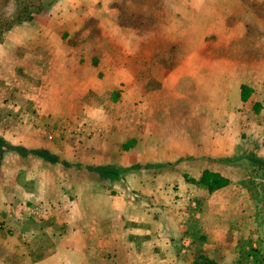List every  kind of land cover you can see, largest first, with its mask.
Here are the masks:
<instances>
[{"label":"crops","instance_id":"1","mask_svg":"<svg viewBox=\"0 0 264 264\" xmlns=\"http://www.w3.org/2000/svg\"><path fill=\"white\" fill-rule=\"evenodd\" d=\"M41 2L0 40V94L28 90L39 115L0 126L21 148L0 166V264H237L258 229L231 163L264 158V0ZM61 122L78 126L62 143ZM42 211L52 248L34 258L15 239Z\"/></svg>","mask_w":264,"mask_h":264},{"label":"rangeland","instance_id":"2","mask_svg":"<svg viewBox=\"0 0 264 264\" xmlns=\"http://www.w3.org/2000/svg\"><path fill=\"white\" fill-rule=\"evenodd\" d=\"M41 6V0H0V40L2 39L3 34L5 32L13 31L15 35L16 33L14 31V28L16 24L31 23V14L33 12H36L37 9H39ZM162 64L166 68H169L170 66V63L163 62ZM24 82L27 83L30 87L35 84L33 83L34 80L32 78H25ZM27 87L28 86L24 84L23 88ZM10 97L11 96L10 94H8L7 89L0 94V103L2 102L3 104L7 105L0 107V126L3 129L12 130L16 129L15 127L20 124L25 125L23 126L25 127V131L26 128L36 127L39 115L37 114V110L33 104L34 99H32V96L29 91L24 90L21 93V95L19 96V100L17 101L18 104L11 102L12 99ZM88 102L89 104H95L96 96L88 95ZM107 112L109 113V115L112 114L111 110H108ZM68 124L69 123L67 122H65L64 124H62L61 122L59 126H52L53 129L57 130L56 137L60 138V143H62L64 139L69 138L70 131L73 135L78 134V126L74 130L73 128L71 129ZM45 126L49 127L47 124ZM52 135V133L47 132L45 137L50 140L52 139ZM70 139H72V142L70 143L71 146L73 148H77L79 143L75 144L73 140L76 141L77 139V141L79 142L78 138L75 137L74 139V136H72ZM60 147L62 148L63 145L60 144ZM27 148L33 153H44L43 158L46 159L45 153L47 152H42L41 150H32L33 145H31V143L27 144ZM20 150L21 148L18 147L14 141H5L4 139L0 138V166L4 165L10 167L15 165L16 161L13 158V155L16 152L18 153ZM2 155H5V157H2ZM32 162L33 160H31V164ZM23 164L26 165L27 162L25 161V163ZM231 164L233 165V167L237 166L238 169L236 170L234 177L236 178V180L242 181V185L244 186V188H246L249 198L253 200L254 209L256 206V211L259 214L258 229L256 236L253 238L249 237L246 239L240 237L238 239L237 248L239 249V260L237 261V264H243L244 261H250L253 264H260L264 262V158H255L254 153H250L247 157H239L237 159H233ZM14 186L15 185L7 186V188H9V197L7 198V200L10 201V204L12 205L13 209H16L19 205L27 204V202H24L25 196L23 195V192L25 191L23 189L18 190ZM31 209L32 208H30V211H28V214L30 215L27 214L26 216V219H28L29 221L32 217ZM201 209L202 207H198V210ZM254 209L252 207V213L254 212ZM42 213L43 214L41 215L40 222H27L26 224H24V226H19L21 227L19 229H22L31 235L34 234L32 232L33 228L36 229L39 233V237L31 238L29 236L25 239L21 237L15 239L17 242H20L21 244L23 243L24 247L29 252L28 254L33 256L34 258L45 256L52 248L51 239L45 235L46 228L48 227L51 221L48 220V216L46 217L47 214L45 211H42ZM12 217L14 219V225H12L10 229L15 228L16 222L19 221V219L15 216V212H11L9 218ZM22 217L23 216H21V218ZM260 219L262 220L260 221ZM245 224H247V222L241 224L237 223V225L239 226H234L235 230H239L242 225ZM4 225V222H0V231L7 230V227H5ZM193 228L197 229V225L194 224ZM199 240L201 242L205 239ZM200 242L197 241L196 248L202 246ZM11 244H14V242H11ZM19 256L21 255L13 254L12 256L16 264L18 263Z\"/></svg>","mask_w":264,"mask_h":264}]
</instances>
